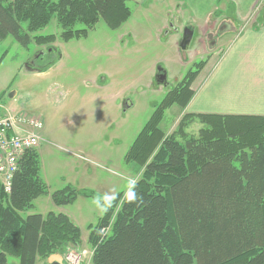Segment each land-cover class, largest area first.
<instances>
[{"label":"trees","instance_id":"1","mask_svg":"<svg viewBox=\"0 0 264 264\" xmlns=\"http://www.w3.org/2000/svg\"><path fill=\"white\" fill-rule=\"evenodd\" d=\"M52 18L67 42L86 36L100 19L119 29L130 9L127 0H0V40L12 37L27 48L33 39L48 46L54 36L31 35ZM78 24L84 28L74 29ZM199 69L165 94L127 151L125 162L143 171L90 231L91 264H264V117L185 114L177 128L181 142L159 129L165 110L184 109L191 100ZM191 119L203 125L197 138L183 131ZM232 120L243 125H229ZM39 170L38 152L27 150L9 194L0 183V264H8V256L35 264L80 245L79 228L63 214L22 217L47 194ZM76 197L66 186L51 200L62 207ZM110 223V235L100 240L101 228Z\"/></svg>","mask_w":264,"mask_h":264},{"label":"rangeland","instance_id":"2","mask_svg":"<svg viewBox=\"0 0 264 264\" xmlns=\"http://www.w3.org/2000/svg\"><path fill=\"white\" fill-rule=\"evenodd\" d=\"M150 6L151 0L140 5L130 3V18L119 29H109L100 19L86 36L74 37L67 42L62 40V30L56 18H52L43 30L31 35V38L54 36L48 46L36 45L33 39L27 48L12 37L0 40V114L10 110L38 116L43 122V142L38 148L39 175L48 194L36 199L33 208L21 215L45 217L51 212L60 213L61 209V213L80 230L79 249L86 252L80 264H91L90 231L116 197L129 193L141 177L143 169L138 164L125 162V156L154 108L188 71L200 68L190 86L197 88L221 57L228 40L251 28L255 20L253 15L240 24L233 9L215 12L210 21L199 28H213L216 32L221 24H225L229 31L214 41L208 55L206 49L197 53L196 50L204 39L203 48H209L215 34L207 39L206 33L200 41H195L196 32L189 47L183 51L176 41V51L171 40L160 33L162 8L155 10ZM169 15L176 24L178 16L174 12ZM229 20L232 22L228 23ZM22 27L25 29L26 24ZM184 27L185 24L177 27L180 40ZM82 28L80 24L74 27ZM171 32L170 29V35ZM195 43L197 47H194ZM47 47L52 51H47ZM176 52L181 58L178 59L177 55L172 61ZM37 58L40 66L46 63L44 72L40 73V68L34 67ZM202 61L205 62L200 64ZM198 63L200 65L196 67ZM156 66L165 70L167 87L154 80ZM103 85L106 87L99 89ZM124 101L130 105L126 112L122 111ZM184 109L173 105L164 111L159 125L164 137L174 135L176 140L182 141L177 128L185 115L182 113ZM229 122L238 128L243 125L238 124L239 121ZM184 124V133L193 138H197L203 128L198 119ZM66 186L76 190V200L67 206H54L50 196ZM85 191L92 192L96 198L85 197ZM107 228L109 236L111 223ZM45 260L37 258L35 264H49ZM7 262L19 264V260L11 256L7 257Z\"/></svg>","mask_w":264,"mask_h":264},{"label":"crops","instance_id":"3","mask_svg":"<svg viewBox=\"0 0 264 264\" xmlns=\"http://www.w3.org/2000/svg\"><path fill=\"white\" fill-rule=\"evenodd\" d=\"M147 2L149 0H127V5ZM150 7L155 10L162 8L160 33L171 40L176 51L175 43H179V37L176 33L170 35L171 27L175 30L183 24L196 27L199 30L197 32L203 36L210 28L203 30L199 27L204 22L208 23L215 12L233 9L235 19L240 24L255 15L252 27L232 36L221 57L210 67L200 85L197 88L191 87L194 94L182 113L264 117V0H151ZM170 12L178 16L176 24ZM177 55L178 59L181 58L179 52H176L172 61L176 60ZM105 87L99 86V89ZM46 261L49 264H64L62 254L51 255Z\"/></svg>","mask_w":264,"mask_h":264},{"label":"built area","instance_id":"4","mask_svg":"<svg viewBox=\"0 0 264 264\" xmlns=\"http://www.w3.org/2000/svg\"><path fill=\"white\" fill-rule=\"evenodd\" d=\"M42 123L38 117L21 114L0 116V181L5 192L10 191L11 180L18 162L26 150L39 145ZM109 228L101 230V240ZM80 254L65 255L68 264H79Z\"/></svg>","mask_w":264,"mask_h":264},{"label":"flooded vegetation","instance_id":"5","mask_svg":"<svg viewBox=\"0 0 264 264\" xmlns=\"http://www.w3.org/2000/svg\"><path fill=\"white\" fill-rule=\"evenodd\" d=\"M253 22H255V21H253ZM171 29V33H176L177 34V32H178V29L177 30H175L173 27H171L170 28ZM186 30H191L192 31V37H191V40H190V42L192 41V39H193V35L197 32V30L195 29V28H192V26L191 27H189V26H186V27H184V28H182V33H183V35H184V32L186 31ZM225 31H229L228 29L226 30V25L225 24H221L220 26H219V29L216 31V32H214V29L213 28H211L210 30H209V32H208V35H206V37H207V39L209 38V36H213L214 34V38H212L211 39V41L209 42L210 43V47L208 48V47H206V48H203V44L205 43V39L204 40H202V41H200V39H201V36H202V34H199L198 32V36H199V39L196 37V40L195 41H200L199 42V47L197 48V50H196V53L197 52H200L201 50H207V55H208V49H211L212 47H213V45H214V41L215 40H217L218 38H220L221 36H223V34H224V32ZM214 32V33H213ZM211 33H213V34H211ZM241 33V32H240ZM240 33H238V34H240ZM216 37V38H215ZM182 38H183V36H182ZM182 38H181V40H182ZM181 40H180V38H179V43H178V46H179V48H180V42H181ZM190 42L187 44V46L185 47V49H187V47H189V45H190ZM208 42H207V45L209 44ZM194 47H197V44L195 43V45H194ZM180 49H182V48H180ZM184 49V50H185ZM39 58H37V62L35 63V65H34V67H36V68H40V67H42V66H40L39 65ZM202 62H205V61H202ZM45 64V63H44ZM40 66V67H39ZM157 67L158 66H156V69H157ZM162 68V67H161ZM165 71V70H164ZM166 73V72H165ZM157 76V73H156V70H155V74H154V76H153V78H154V80H155V77ZM166 81H167V78H166ZM179 81H177V83H178ZM167 85H168V83H167ZM170 85V84H169ZM176 85V84H175ZM175 85H173L172 86V88L170 89V90H172L173 88H174V86ZM161 86H163V87H165L164 85H161ZM169 88V87H168ZM167 88V89H168Z\"/></svg>","mask_w":264,"mask_h":264},{"label":"water","instance_id":"6","mask_svg":"<svg viewBox=\"0 0 264 264\" xmlns=\"http://www.w3.org/2000/svg\"><path fill=\"white\" fill-rule=\"evenodd\" d=\"M191 37H192V31L191 30H186L184 32L183 38H182V40L180 42V48H182V50H184L185 47L187 46V44L190 42ZM156 73H157V76L155 77L156 83L158 85H164L165 87H167L166 73L163 70V68L157 67ZM123 111H125V110H123Z\"/></svg>","mask_w":264,"mask_h":264}]
</instances>
